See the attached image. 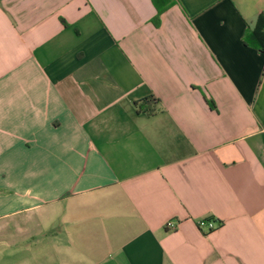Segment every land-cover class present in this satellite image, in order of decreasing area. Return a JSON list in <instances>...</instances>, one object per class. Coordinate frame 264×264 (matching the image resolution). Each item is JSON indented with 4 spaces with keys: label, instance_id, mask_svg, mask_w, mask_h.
Wrapping results in <instances>:
<instances>
[{
    "label": "crops",
    "instance_id": "crops-1",
    "mask_svg": "<svg viewBox=\"0 0 264 264\" xmlns=\"http://www.w3.org/2000/svg\"><path fill=\"white\" fill-rule=\"evenodd\" d=\"M170 1L0 0V264H264V0Z\"/></svg>",
    "mask_w": 264,
    "mask_h": 264
},
{
    "label": "trees",
    "instance_id": "trees-1",
    "mask_svg": "<svg viewBox=\"0 0 264 264\" xmlns=\"http://www.w3.org/2000/svg\"><path fill=\"white\" fill-rule=\"evenodd\" d=\"M153 2L157 8V14L153 18V22L158 24L160 14L164 11V9H166L171 1L164 0L162 3H159L157 0H153ZM246 42L264 52V14H261L258 17L253 29L248 31Z\"/></svg>",
    "mask_w": 264,
    "mask_h": 264
},
{
    "label": "built area",
    "instance_id": "built-area-1",
    "mask_svg": "<svg viewBox=\"0 0 264 264\" xmlns=\"http://www.w3.org/2000/svg\"><path fill=\"white\" fill-rule=\"evenodd\" d=\"M197 224L199 227L206 228L209 231L215 229L217 226L216 221H214L212 219H202V220H199ZM166 227L167 228H175V223L172 220H169L166 223Z\"/></svg>",
    "mask_w": 264,
    "mask_h": 264
}]
</instances>
